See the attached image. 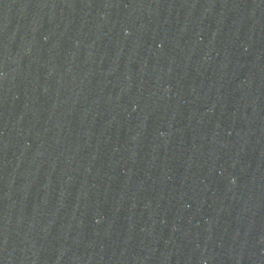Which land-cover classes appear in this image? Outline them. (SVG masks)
I'll use <instances>...</instances> for the list:
<instances>
[{"label":"water","instance_id":"95a60500","mask_svg":"<svg viewBox=\"0 0 264 264\" xmlns=\"http://www.w3.org/2000/svg\"><path fill=\"white\" fill-rule=\"evenodd\" d=\"M0 264H264V0H0Z\"/></svg>","mask_w":264,"mask_h":264}]
</instances>
